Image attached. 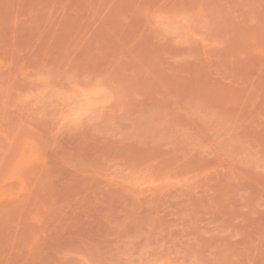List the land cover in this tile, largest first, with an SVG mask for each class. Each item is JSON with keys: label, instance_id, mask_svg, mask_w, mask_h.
Wrapping results in <instances>:
<instances>
[{"label": "rangeland", "instance_id": "obj_1", "mask_svg": "<svg viewBox=\"0 0 264 264\" xmlns=\"http://www.w3.org/2000/svg\"><path fill=\"white\" fill-rule=\"evenodd\" d=\"M0 264H264V0H0Z\"/></svg>", "mask_w": 264, "mask_h": 264}]
</instances>
